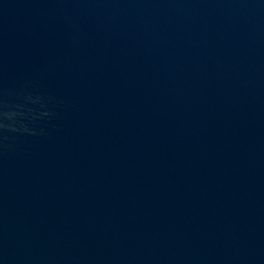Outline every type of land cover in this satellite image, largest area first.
<instances>
[{
	"label": "water",
	"instance_id": "1",
	"mask_svg": "<svg viewBox=\"0 0 264 264\" xmlns=\"http://www.w3.org/2000/svg\"><path fill=\"white\" fill-rule=\"evenodd\" d=\"M23 88L57 115L0 127V264H264V0H0Z\"/></svg>",
	"mask_w": 264,
	"mask_h": 264
},
{
	"label": "clouds",
	"instance_id": "2",
	"mask_svg": "<svg viewBox=\"0 0 264 264\" xmlns=\"http://www.w3.org/2000/svg\"><path fill=\"white\" fill-rule=\"evenodd\" d=\"M58 103L55 97L34 93L28 88L20 91L0 94V127H16L22 129L17 133H31L32 135H46L43 127L37 131V124L45 119H52L57 114L49 110L50 105ZM45 111L51 115L44 116ZM8 137V136H7ZM8 139H10L8 137ZM7 139V140H8ZM0 143V147H4Z\"/></svg>",
	"mask_w": 264,
	"mask_h": 264
}]
</instances>
